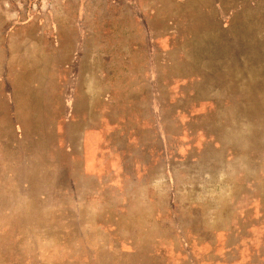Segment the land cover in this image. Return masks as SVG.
<instances>
[{
    "label": "rangeland",
    "instance_id": "obj_1",
    "mask_svg": "<svg viewBox=\"0 0 264 264\" xmlns=\"http://www.w3.org/2000/svg\"><path fill=\"white\" fill-rule=\"evenodd\" d=\"M133 1L79 0L125 166L80 168L58 0H0V264H264V0Z\"/></svg>",
    "mask_w": 264,
    "mask_h": 264
},
{
    "label": "crops",
    "instance_id": "obj_2",
    "mask_svg": "<svg viewBox=\"0 0 264 264\" xmlns=\"http://www.w3.org/2000/svg\"><path fill=\"white\" fill-rule=\"evenodd\" d=\"M85 1L89 4L93 0ZM113 1L117 2V0ZM67 2V0H58L55 8L52 4L53 20L50 19L51 12L48 11L44 21V25L47 27L45 31L50 30V39L53 45H62L66 48L62 59L65 63L67 62V65H64V70L68 79L61 88L58 85L55 87L54 90L59 93L56 99L53 98L56 102L55 105L59 103L65 109L66 124L73 127L72 140L75 141L78 157L82 158L81 162L79 161L80 168H125L124 163H121L123 154L119 152L115 154L116 164H105L100 161V157L106 149L113 145L117 146L116 142L114 143V139L118 140L117 129L116 127L112 128L117 120L112 118L107 120V114L103 113V109L113 108L114 104L102 102L103 71L99 66L101 61L99 55L96 52L93 54L85 52L86 34L90 35L91 30L90 22L85 23L82 19L87 10L83 9L79 0L71 7H68ZM126 3L134 4V1L126 0ZM88 11L94 13L91 7ZM136 19L142 26L143 19L139 16ZM136 32L139 33L138 29ZM115 117L118 118L116 115ZM105 124H110V126L105 129L103 128Z\"/></svg>",
    "mask_w": 264,
    "mask_h": 264
}]
</instances>
